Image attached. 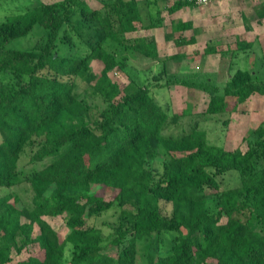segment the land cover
Wrapping results in <instances>:
<instances>
[{
    "label": "trees",
    "instance_id": "obj_1",
    "mask_svg": "<svg viewBox=\"0 0 264 264\" xmlns=\"http://www.w3.org/2000/svg\"><path fill=\"white\" fill-rule=\"evenodd\" d=\"M98 1L92 8L86 0H32L0 24V191L7 190L0 264L34 244L42 257L17 264H65L69 247L70 264H264V122L243 139L245 149H226L198 122L169 133L181 116L156 96L173 86L199 90L209 96L202 116L224 114L228 98L238 108L264 95V57L257 70L238 69L223 86L211 74L163 69L154 88L135 79L121 88L111 72L128 69L132 54L156 59L157 45L126 37L141 29L140 0ZM186 7L194 8L177 0L169 12ZM191 28L178 22L173 29ZM31 36L37 41L24 47ZM195 43L194 35L175 40ZM253 46L241 40L237 50ZM205 53L220 50L209 43ZM94 61L103 65L98 73ZM77 79L101 104L81 99ZM28 145L31 167L20 168ZM228 174H237V185L224 187ZM25 186L32 195L23 199L18 188ZM96 187L117 194L106 200ZM113 210L121 217L108 234L88 225ZM59 216L69 230L64 239L45 219Z\"/></svg>",
    "mask_w": 264,
    "mask_h": 264
},
{
    "label": "rangeland",
    "instance_id": "obj_2",
    "mask_svg": "<svg viewBox=\"0 0 264 264\" xmlns=\"http://www.w3.org/2000/svg\"><path fill=\"white\" fill-rule=\"evenodd\" d=\"M46 2H53L57 0H45ZM90 7L99 8L101 3L98 0H86ZM243 1V0H240ZM32 0H2L0 2V24L6 22L11 15L23 14L31 5ZM256 9L255 14H247V17L256 15L263 11L264 7L260 6ZM250 4V3H249ZM248 5V4H247ZM262 5V4H261ZM240 7V6H239ZM241 7L240 9H242ZM144 15V26L152 23H157L160 20H165L164 24L169 20V15L166 10H162L160 14L154 7ZM244 9V8H243ZM193 10V9H192ZM241 11V10H240ZM245 11V10H244ZM237 6L224 10L215 20L212 27L218 30L220 44L218 48L220 53L206 54L205 49L207 42L213 36L211 34H203L205 26V14L202 10L190 11L183 14L182 18L187 21H192L194 28L192 31H187V37L193 36L196 43L193 45L178 46L175 44L174 35L169 32V28L160 26L158 29H145L142 23L139 24L141 29L137 33H128L126 37L130 40L136 38L146 37L148 41H153L159 47L158 56L156 59H147L132 54L129 67L126 70L115 69L111 72V78L117 82L121 88H124L131 79H135L141 85L153 86L156 81L154 77L160 71L165 69L169 74H211L223 86L229 74H234L238 69L257 70L264 57V24H251L242 19ZM253 12V9H252ZM255 20L259 18L255 16ZM262 17V14L260 18ZM263 19V18H261ZM162 23V22H161ZM162 23V24H163ZM207 27V26H206ZM209 28V27H208ZM236 33H240L237 35ZM171 35V36H169ZM218 35V33L216 34ZM239 37L235 38L234 36ZM176 36V35H175ZM246 37L254 43V46L248 50H237V43L241 40L240 37ZM215 40V39H214ZM37 41L35 36L29 37L23 42V46H32ZM217 45L216 41H213ZM216 42V43H215ZM222 51V52H221ZM175 53L185 55L181 59H173ZM224 53V54H221ZM93 69L98 73L101 71L103 65L101 62L94 61L92 63ZM76 83L79 87L78 91L81 99H85L91 105L101 104V99L97 96L89 98V92L86 91L87 84L81 79H77ZM154 88V86L152 87ZM156 96L165 108L169 109L171 114H178L181 116L179 125H171L168 132L171 134H178L182 130H189L195 122L199 123L201 129L206 130L208 139L211 143L225 147L226 149L246 148L243 144V139L249 135L260 123L264 122V95L252 96L244 105L235 108V99L228 98L227 111L224 114L215 116H202L205 111L209 96L199 90L187 89L182 86H173L162 93H156ZM34 146L28 145L22 154L20 160V168L31 167L29 160L33 153ZM156 166V163L151 162L148 167ZM238 184L237 174H228L225 176L224 187H233ZM7 190H1L0 196L4 195ZM18 192L23 199L32 195L28 187L18 188ZM95 194L103 196L106 200L113 199L117 191L104 187H96L93 191ZM50 193V192H49ZM18 207H22L21 203H17ZM166 213H169V207H165ZM121 217L120 210H113L107 212L99 217H92L88 220V225L101 227L105 234L111 231V227L115 226ZM51 226L58 231L61 238L64 239L69 230L65 226L63 216L56 218H45ZM38 228L36 227V234ZM169 244V243H168ZM72 250L69 247L65 255V264H70ZM42 257V251L39 250L38 245L34 244L26 249L21 255H14V261L11 264H17L19 261L26 260L29 257Z\"/></svg>",
    "mask_w": 264,
    "mask_h": 264
},
{
    "label": "crops",
    "instance_id": "obj_3",
    "mask_svg": "<svg viewBox=\"0 0 264 264\" xmlns=\"http://www.w3.org/2000/svg\"><path fill=\"white\" fill-rule=\"evenodd\" d=\"M175 1H177V0H140L139 2H140V12H141V17H142V22H143V19H144V15L151 10L150 8L154 7L155 9H157L159 14H160V12H162L163 9L166 10L168 8L167 12H168V15H169L170 18L165 24L163 23V22H165V20L164 21L162 20L163 24H161V26L164 25L162 27L165 28L167 26L169 28V32L172 35V36L171 35H169V36L173 37V35H174V37H175L174 40L178 39L179 37L188 38L187 35L183 34V33H186L187 31L191 32L192 29L194 28V24L192 23V21H187L186 22V20L183 19L182 16H183V14H187L189 12V10L190 11L202 10V11H204V13H206L205 14V17H206L205 26L203 28L204 29V31H203L204 33L203 34L204 35L205 34H211V36L213 34V36L209 39L210 41H208L207 44L214 43L213 41H216L217 45L220 44V40H221V39H219V34L220 33L218 32V30L214 29L212 27V25L215 23V20L218 18V16L224 10H228L229 8H235L237 6V9L239 10L238 13L240 14L242 19H245L246 22H250L251 24L255 23L257 25L264 24V12L263 11L258 12L256 15H252L250 17H247V15H246V13L247 14L248 13L249 14H253V13L255 14L256 9L259 8L258 0H243V1H240V0H223V1L219 2V3L212 4V5L208 6V7H201V8L186 7V8H183V9H181V10L175 12V13H170L169 12V8L174 4ZM260 6L264 7V0H260ZM241 7H243L244 9L243 8L240 9ZM252 9H253V12H252ZM261 14H262L261 18H263V19L260 18ZM255 16H258L259 18H257V20H255V18H256ZM178 22H181V23H192V28L191 29H186V30L180 31V32H174L173 28ZM142 26H144L143 23H142ZM153 29H156V28H153ZM157 29H158V27H157ZM137 32H139V30L136 31V32H133V33H137ZM217 33H218V35H216ZM236 34L239 35L240 33H236ZM234 37L239 39V37H237L236 35ZM141 38H146V37H141ZM240 38H241V40L251 41V40H248V38H246L244 36H242ZM185 46H189V45H185ZM185 46H182V48L185 47ZM157 49L159 50L158 46H157ZM175 54H178V53H175Z\"/></svg>",
    "mask_w": 264,
    "mask_h": 264
},
{
    "label": "built area",
    "instance_id": "obj_4",
    "mask_svg": "<svg viewBox=\"0 0 264 264\" xmlns=\"http://www.w3.org/2000/svg\"><path fill=\"white\" fill-rule=\"evenodd\" d=\"M182 1L193 5L194 7L201 8V7H208L212 4L219 3L223 0H182Z\"/></svg>",
    "mask_w": 264,
    "mask_h": 264
}]
</instances>
